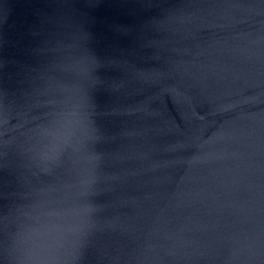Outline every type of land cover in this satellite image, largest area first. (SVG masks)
Masks as SVG:
<instances>
[{"label":"water","instance_id":"water-1","mask_svg":"<svg viewBox=\"0 0 264 264\" xmlns=\"http://www.w3.org/2000/svg\"><path fill=\"white\" fill-rule=\"evenodd\" d=\"M0 264H264V0H0Z\"/></svg>","mask_w":264,"mask_h":264}]
</instances>
